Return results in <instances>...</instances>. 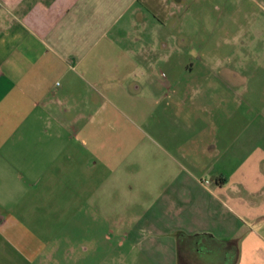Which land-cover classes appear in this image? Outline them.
<instances>
[{"label": "crops", "instance_id": "crops-1", "mask_svg": "<svg viewBox=\"0 0 264 264\" xmlns=\"http://www.w3.org/2000/svg\"><path fill=\"white\" fill-rule=\"evenodd\" d=\"M196 7L264 54V0H0V264H264V66H194Z\"/></svg>", "mask_w": 264, "mask_h": 264}, {"label": "rangeland", "instance_id": "rangeland-1", "mask_svg": "<svg viewBox=\"0 0 264 264\" xmlns=\"http://www.w3.org/2000/svg\"><path fill=\"white\" fill-rule=\"evenodd\" d=\"M192 17L187 18V28L189 27L191 32V39L189 40L190 49L189 55H187V59L191 61L194 66H264V54H252L249 53L247 49H243L239 55H229V56H221L216 54L215 49L207 50L210 52L206 55V53H201L200 48L201 44L209 43L208 46H214L216 42L217 36V27L214 22V18L212 20L208 19V23L201 21L199 19V8L196 7L192 9ZM195 12V13H194ZM212 17H215V4L212 7ZM201 17V16H200ZM210 18V17H209ZM204 24V25H203ZM258 43V42H257ZM259 44V43H258ZM100 107L109 112L111 111L110 118L106 120V127H110V131H112V142L114 143L115 139H118L115 131L125 132L129 134L126 142L127 146L136 145V143H142L146 148H151L154 143L158 141L157 134H155L152 130L151 124L146 122L142 123L137 120L135 113L130 112L128 110H114L109 104H107L104 100L99 104ZM161 116V115H160ZM151 117L148 120L151 121ZM123 130V131H122ZM82 235L86 232H72L65 231L64 235L72 239V234ZM114 234V232H113ZM69 240V241H70ZM67 242L65 240L64 255L72 256L71 248H67ZM63 251V250H62ZM68 251V252H67ZM61 254V253H60ZM116 250L113 249L112 256H115ZM98 255V254H97ZM71 264V263H67Z\"/></svg>", "mask_w": 264, "mask_h": 264}]
</instances>
